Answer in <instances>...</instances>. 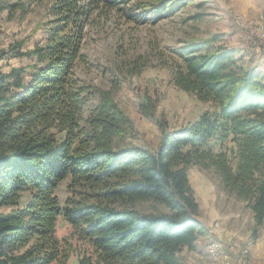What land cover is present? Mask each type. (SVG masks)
<instances>
[{
    "label": "trees",
    "instance_id": "trees-1",
    "mask_svg": "<svg viewBox=\"0 0 264 264\" xmlns=\"http://www.w3.org/2000/svg\"><path fill=\"white\" fill-rule=\"evenodd\" d=\"M34 1L48 15L47 36L27 50L17 42L9 54L21 63L0 68V209L9 207L0 210V264H66L70 238L86 246L79 264H185L180 253L206 233L192 165L214 170L246 202L256 239L264 225V70L215 44L217 35L175 46L173 82L214 110L179 130L160 118L153 151L127 141L132 119L77 65L100 21L121 12L127 21L156 23L187 0H0V10L25 12ZM117 51L124 60L119 44ZM145 63L133 61L131 72ZM156 107L145 95L141 112L155 118ZM145 202L152 208L138 207ZM60 214L72 230L66 240L57 235Z\"/></svg>",
    "mask_w": 264,
    "mask_h": 264
},
{
    "label": "rangeland",
    "instance_id": "rangeland-1",
    "mask_svg": "<svg viewBox=\"0 0 264 264\" xmlns=\"http://www.w3.org/2000/svg\"><path fill=\"white\" fill-rule=\"evenodd\" d=\"M126 19L120 12L105 22L100 21V26L87 36L83 49L86 60L78 63L77 73L86 82L112 91L115 100L133 121L134 130L127 140L133 145L155 151L161 135L160 118L167 120L171 130H179L196 121L205 110H214L211 104L200 101L173 82V68L168 62L179 59L175 46L217 35L219 40L215 44L234 47L245 64H256L264 70V0H187L176 13L156 23H135ZM47 21L44 6L36 1L25 12L0 10L2 70L8 71L21 63L22 59L9 54V48L17 42H24L22 50L43 42L49 29ZM155 41L158 42L156 50L152 47ZM118 44L125 50L124 60L114 58ZM3 50L8 51L5 57H1ZM117 52H121V47ZM160 52H163L162 58ZM133 61L137 66L143 61L147 63L139 72L133 73L130 70ZM147 94L156 100L155 118L146 117L140 110ZM189 179L200 204L199 218L206 233L199 237L194 251L184 249L180 253L183 262L264 264V247L257 256L251 249L259 235H263L264 225L254 239L255 220L246 202L223 188L218 174L212 169L192 165ZM67 186L68 180H65L57 189L61 205L68 195ZM27 199L25 194L23 201ZM138 207L151 209L152 203L145 202ZM0 210L8 211L9 207ZM56 227L62 240L70 238L71 226L62 214L57 218ZM69 240L73 250L66 264H79V251L86 246L76 239ZM211 240L222 244L218 255L212 256L207 251Z\"/></svg>",
    "mask_w": 264,
    "mask_h": 264
},
{
    "label": "bare ground",
    "instance_id": "bare-ground-1",
    "mask_svg": "<svg viewBox=\"0 0 264 264\" xmlns=\"http://www.w3.org/2000/svg\"><path fill=\"white\" fill-rule=\"evenodd\" d=\"M221 242L218 240H211L207 245V251L210 255L215 256L218 255L221 251Z\"/></svg>",
    "mask_w": 264,
    "mask_h": 264
},
{
    "label": "crops",
    "instance_id": "crops-1",
    "mask_svg": "<svg viewBox=\"0 0 264 264\" xmlns=\"http://www.w3.org/2000/svg\"><path fill=\"white\" fill-rule=\"evenodd\" d=\"M252 217L254 219L253 213H252ZM262 246L264 247V233H263L262 236L259 235V237L254 241V246H253V248H251L253 254H255L257 256L259 254V252H261V247ZM185 250L189 251V249H187V248H185ZM190 251L192 252L194 250H190Z\"/></svg>",
    "mask_w": 264,
    "mask_h": 264
},
{
    "label": "built area",
    "instance_id": "built-area-1",
    "mask_svg": "<svg viewBox=\"0 0 264 264\" xmlns=\"http://www.w3.org/2000/svg\"><path fill=\"white\" fill-rule=\"evenodd\" d=\"M242 251H243V253H244V249H243Z\"/></svg>",
    "mask_w": 264,
    "mask_h": 264
}]
</instances>
